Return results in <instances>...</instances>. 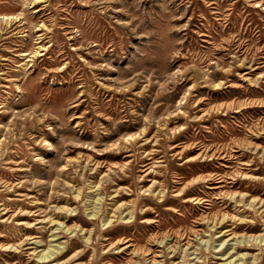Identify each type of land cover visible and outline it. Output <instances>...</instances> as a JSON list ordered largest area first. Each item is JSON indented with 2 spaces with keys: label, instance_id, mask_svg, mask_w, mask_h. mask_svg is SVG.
Returning a JSON list of instances; mask_svg holds the SVG:
<instances>
[{
  "label": "rangeland",
  "instance_id": "374dc122",
  "mask_svg": "<svg viewBox=\"0 0 264 264\" xmlns=\"http://www.w3.org/2000/svg\"><path fill=\"white\" fill-rule=\"evenodd\" d=\"M219 175L246 201L215 198L205 180ZM253 197L264 0H0V245L16 247L0 264H43L58 242L48 264H151L134 250L222 213L245 220L191 235L185 258L183 242L176 258L172 236L157 242L158 264H217L224 249L264 264V245L232 249L264 234Z\"/></svg>",
  "mask_w": 264,
  "mask_h": 264
},
{
  "label": "bare ground",
  "instance_id": "6f19581e",
  "mask_svg": "<svg viewBox=\"0 0 264 264\" xmlns=\"http://www.w3.org/2000/svg\"><path fill=\"white\" fill-rule=\"evenodd\" d=\"M3 18L7 20L8 18H10V16H3ZM37 42L39 43L41 41L39 40ZM34 52L35 53L36 52L38 53V50H35ZM257 149H258V147H254L253 148L254 151L257 150ZM81 158H82V156H81ZM221 158H223V156H221ZM244 175H246V173H244ZM207 180H211L212 181V185L210 186V188L212 190H217V193H216L217 196L215 198L218 199V198H223V197H227L228 196V199H230L231 202L242 203V202L246 201L245 200V197L246 196L243 193H240V192H230V191H223L222 190V188L224 186V182H225V180L223 179V176H220V175L219 176H215V177L212 176V177L207 178L205 181H207ZM88 188H90V187H88ZM181 194H183L182 190H180V191L177 192V195H181ZM74 196H76V195H74ZM183 201L197 203V204H204V203L206 204L207 201H208V199H205V198H202V197H195V198H190V197L187 198L186 197V198H184ZM256 204L259 205V208H262L261 211H264V203L261 200L260 201L257 200L256 197L251 198V200L247 203L248 208H254V206ZM126 215H128L127 219L129 220L132 217V212H128ZM237 219L240 220V221H244L245 220L242 217L237 218L236 215L228 214V213H222V214H220L218 216L215 215L213 217H207V216L206 217H201L197 221L198 222L197 226H199V224H203V225L208 224L206 226V229L201 230V229H196V227H193V228H190L188 230H177V231L171 233L170 235L164 234L161 237L154 236L153 239H152L151 246H145V247L142 246L141 248H139L137 250H134V252L135 253H138V254H142V255H144V254L147 255V259L149 260L148 263H151V264H158L159 263V260H157L158 257H164L165 258L164 261H167V257H165L164 251L161 250L159 252V250L157 248L158 246H156V244H157V242L164 243V242H166L172 236L171 240H173V239H175V240H174V243L169 246V248H170V255L169 256L171 258L172 257H175V255L177 254L176 249H179L180 243L183 242V244L186 245V247L184 248V256H183L185 258L187 256V254H186L187 247L188 246H190V247H193L194 246L193 245V241L194 240L192 241V239L190 238L191 235L192 236H195L196 238H197L198 235H200V237H199V239H200V238H202L205 235V232L207 230H209L212 227H215L217 224H220V226H221L225 222V220L226 221H230V220H237ZM145 221H146V219H145ZM154 221L155 220L148 219L146 222H154ZM108 222H111V220H108ZM232 227H236V226H232ZM62 229H64V228H62ZM198 230H201V231L199 232ZM222 231H223V234H225V233L228 232L227 235H231L232 237H235L236 236L235 231H233L232 228H230V227H225ZM57 235L58 234H55V233L53 234V237H56V238L53 239V241L54 240H58L59 237ZM128 240H130V239H125V240L118 239V240L112 242L111 245H114V244H117V243H121V242H125L126 244L123 247H121L120 250H124L125 248H129L130 246L133 247L134 244H132L131 242H128ZM226 240L227 239L223 240V242L226 241ZM223 242H221V244H223ZM236 244L237 245L235 247H232V249H237V250L238 249H250V248H253V246H260L261 247V246L264 245V234L248 235L246 238H242L241 240L237 241ZM1 247H4L5 249L6 248H11V247L16 248L14 246V244H12V245L11 244L10 245L9 244H3V245H0V248ZM63 248H64V246H62V243L61 242H58L56 244H52L50 247H47L42 253H40L38 255V258L37 259L41 260L39 262H41L43 264H48L49 262H51L52 260H54L55 258H57L58 255H60V254L63 253ZM218 252H220V253H218L217 258H219V260H222V261H220L217 264H257V262L255 261L256 260V257H254L251 261L246 262V259H247L246 255L247 254L246 253H243V252L238 254V253H236L237 251H234V252H233V250L226 251V249H224L222 251H218ZM192 253H194V251ZM132 264H137V263H132ZM177 264H179V263H177Z\"/></svg>",
  "mask_w": 264,
  "mask_h": 264
}]
</instances>
